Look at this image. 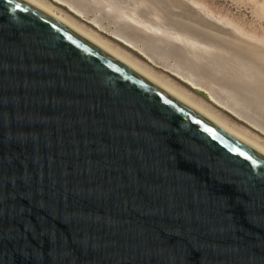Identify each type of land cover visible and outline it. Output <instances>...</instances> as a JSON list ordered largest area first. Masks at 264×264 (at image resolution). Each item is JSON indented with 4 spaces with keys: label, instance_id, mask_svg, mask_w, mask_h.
<instances>
[{
    "label": "water",
    "instance_id": "95a60500",
    "mask_svg": "<svg viewBox=\"0 0 264 264\" xmlns=\"http://www.w3.org/2000/svg\"><path fill=\"white\" fill-rule=\"evenodd\" d=\"M0 264H264V156L0 0Z\"/></svg>",
    "mask_w": 264,
    "mask_h": 264
},
{
    "label": "bare ground",
    "instance_id": "6f19581e",
    "mask_svg": "<svg viewBox=\"0 0 264 264\" xmlns=\"http://www.w3.org/2000/svg\"><path fill=\"white\" fill-rule=\"evenodd\" d=\"M264 156V147L231 128L42 0H23ZM138 50L152 63L206 90L211 99L264 132V45L193 0H57ZM110 23L105 26L104 23ZM252 39V40H251ZM122 51V50H121ZM141 65V64H140ZM169 84V83H168ZM171 85V84H170ZM179 90V89H178ZM201 104V103H200ZM203 106V105H202ZM212 113V112H211Z\"/></svg>",
    "mask_w": 264,
    "mask_h": 264
},
{
    "label": "rangeland",
    "instance_id": "374dc122",
    "mask_svg": "<svg viewBox=\"0 0 264 264\" xmlns=\"http://www.w3.org/2000/svg\"><path fill=\"white\" fill-rule=\"evenodd\" d=\"M196 4L204 7L213 15L215 20L226 21L231 26L242 33L243 36L252 38L256 43L264 45V0H193ZM53 7L59 14L62 13L67 19L78 24L88 32L97 35L99 39L118 50L121 54H125L128 59L135 62L143 69L152 71V75L160 81L171 86L183 95H187L190 100L199 104L206 111L235 130L247 135V137L259 145L264 147V132L254 127L251 123L246 122L238 117L230 110L219 105L212 99L203 94L200 88L193 86L180 76L170 72L169 70L152 63L144 55L135 48L127 45L122 40L104 31L99 26L91 22L92 16L85 18L57 0H42ZM69 19V20H70ZM70 20V21H71ZM105 26L110 23L105 22ZM251 39V40H252ZM122 50V51H121ZM141 64V65H140ZM146 70V69H145ZM169 83V84H168ZM171 84V85H170ZM179 89V90H178ZM201 103V104H200ZM203 105V106H202ZM212 112V113H211ZM233 128V129H234ZM246 132V133H245Z\"/></svg>",
    "mask_w": 264,
    "mask_h": 264
}]
</instances>
